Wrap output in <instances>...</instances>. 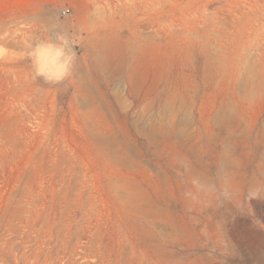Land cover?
Instances as JSON below:
<instances>
[{"label": "rangeland", "instance_id": "1", "mask_svg": "<svg viewBox=\"0 0 264 264\" xmlns=\"http://www.w3.org/2000/svg\"><path fill=\"white\" fill-rule=\"evenodd\" d=\"M0 264H264V0H0Z\"/></svg>", "mask_w": 264, "mask_h": 264}, {"label": "clouds", "instance_id": "2", "mask_svg": "<svg viewBox=\"0 0 264 264\" xmlns=\"http://www.w3.org/2000/svg\"><path fill=\"white\" fill-rule=\"evenodd\" d=\"M75 49V41L63 34H57L55 39L37 42L31 51L34 75L48 83H59L69 78L77 57ZM192 184L197 192L207 191L211 187L198 178H194ZM223 195L225 199H230V193ZM252 198L261 197L250 191L248 200Z\"/></svg>", "mask_w": 264, "mask_h": 264}, {"label": "built area", "instance_id": "3", "mask_svg": "<svg viewBox=\"0 0 264 264\" xmlns=\"http://www.w3.org/2000/svg\"><path fill=\"white\" fill-rule=\"evenodd\" d=\"M67 13H69V10L68 9H63L60 11L59 15L60 16H65Z\"/></svg>", "mask_w": 264, "mask_h": 264}]
</instances>
